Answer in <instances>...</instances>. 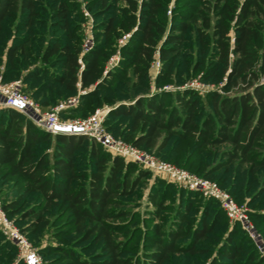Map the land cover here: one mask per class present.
<instances>
[{"label": "trees", "instance_id": "1", "mask_svg": "<svg viewBox=\"0 0 264 264\" xmlns=\"http://www.w3.org/2000/svg\"><path fill=\"white\" fill-rule=\"evenodd\" d=\"M82 3L0 0L2 81L21 77L44 111L79 95L62 117L102 99L108 131L216 181L239 204L249 197L264 235V0H85L94 18L86 52ZM192 78L220 90H160ZM138 164L0 108L2 207L45 264H264L241 222L199 191L178 190L169 203L176 188L158 178L147 216L128 208L151 173ZM9 244L0 243V264Z\"/></svg>", "mask_w": 264, "mask_h": 264}, {"label": "built area", "instance_id": "2", "mask_svg": "<svg viewBox=\"0 0 264 264\" xmlns=\"http://www.w3.org/2000/svg\"><path fill=\"white\" fill-rule=\"evenodd\" d=\"M88 14V12H86ZM89 15V14H88ZM90 16V15H89ZM89 35L83 44L86 52L94 45L93 30L89 27ZM129 34L120 39L123 44ZM119 51L109 62L108 68L114 67L119 61ZM160 61L157 60V71ZM201 87L199 82L192 85ZM22 81L15 80L5 82L0 78V107H11L30 116L35 123L53 134H81L94 138L102 146L112 153L123 157L126 161H132L143 165L146 169L185 189L199 191L204 197L216 199L231 221H240L248 233L257 238L256 230L251 223L248 209L240 205L228 192L216 181L199 176L190 170L180 167L172 162L160 159L156 155L134 146L125 140L116 137L107 130L104 121L110 108H99L93 114L85 118L61 119L60 113L70 107L76 106L78 99L73 98L61 103L54 109L44 111L41 106L28 94L22 91ZM204 86V85H203ZM166 90H175L172 86H164ZM0 230L19 251L21 259L26 264H43L38 250L33 246L27 236L10 219L0 202Z\"/></svg>", "mask_w": 264, "mask_h": 264}, {"label": "rangeland", "instance_id": "3", "mask_svg": "<svg viewBox=\"0 0 264 264\" xmlns=\"http://www.w3.org/2000/svg\"><path fill=\"white\" fill-rule=\"evenodd\" d=\"M82 11H83V13H84V17H85V21H84V23H83V28H84V30H83V33H84V41L87 39V37H88V35H89V27H92V30H93V27H94V18L91 16V12H90V10H88L87 8H86V6H85V0H82ZM86 12H88V14L90 15H88V14H86ZM123 38V37H122ZM121 38V39H122ZM119 42H120V40H119ZM83 44H84V42H83ZM117 53V52H116ZM116 53L115 54H113L111 57H110V59H109V61H108V64H107V66L109 65V62H110V60H111V58L113 57V56H115L116 55ZM159 71H157V60L154 62V64H153V66H152V70H151V75H152V78H155V76H156V74L158 73ZM262 79H264V75H263V77H262ZM11 81H15V80H21L22 81V78L21 77H17V78H12V79H10ZM199 82L201 85V87H197V85L195 84V86L194 85H192L194 82ZM22 89H23V86H24V88L27 86V85H25L24 83H23V81H22ZM204 85V86H203ZM218 85H220V84H218ZM217 84H215V83H213V82H210V83H204V82H202V81H200L198 78H192V79H190L189 81H187L186 83H184L183 85H180V86H176V85H174V84H166V85H164V86H172V87H174V88H176L175 90H166V89H164V86L160 89V90H165V91H169V92H171V91H176V90H178V89H183V88H188V87H190V88H192V89H194V90H196V91H198L201 95H204V94H206V92H209V91H212V90H220L219 88H220V86H218ZM154 89H156V87H155V85H153V87H152V90H154ZM23 92H25L24 90H23ZM231 92V91H230ZM26 93V92H25ZM222 93H224V92H222ZM227 93H229V92H227ZM26 94H28V93H26ZM29 95V94H28ZM30 96V95H29ZM31 97V96H30ZM32 98V97H31ZM73 98H77L78 99V102H77V104L76 105H78V103H79V95H74V96H70L69 98H67V99H65V100H61L60 102H58L56 105H54L51 109H54V108H56L57 106H59L61 103H64V102H68L69 100H71V99H73ZM102 98V97H101ZM33 100L35 101V102H37L34 98H33ZM102 99H99V100H97V101H95V100H90V101H88V103H87V106L83 109V110H78V111H74V112H67L63 117L61 116V113H60V117H61V119H74V118H85L84 117V115H91V114H93L97 109H99V108H110L111 109V106L108 104V103H102L103 101H101ZM38 103V102H37ZM39 104V103H38ZM95 105H97L96 107H94V108H92L93 106H95ZM0 108H4V107H0ZM50 109V110H51ZM68 109V108H67ZM66 110V109H65ZM64 111V110H63ZM118 138H120V137H118ZM122 139V138H121ZM124 140V139H123ZM153 154V153H152ZM155 155V154H154ZM158 157V156H157ZM160 158V157H159ZM160 159H162V158H160ZM164 160V159H163ZM136 163V162H135ZM138 164V163H137ZM141 168H144V169H146L143 165H141V164H138ZM163 179V180H165L166 182H168V183H171V184H173V186L176 188V191L174 192V195L173 196H175V197H173V198H171L170 199V201H169V203L171 202H175L176 200H179L180 198V196H179V192H178V190H182V189H185V188H183V187H181V186H179V185H177V184H175V183H173V182H170L169 180H167V179H165L163 176H160V175H157V174H155L154 172H151L150 173V176L147 178V179H145L144 181H143V184H142V186L138 189V191L136 192V194L135 195H133L132 197H128V198H126L125 200H126V204H127V206H128V208H130V209H132V210H138V211H140L141 213H142V215L145 217V216H147V210H150V209H152V207H151V205H149V200H148V196H149V194H150V192H151V190H152V186L154 185V183L157 181V179ZM223 189H225L224 187H222ZM226 190V189H225ZM228 191V190H227ZM178 198V199H177ZM207 199V198H206ZM248 201H249V197H245L244 198V201L242 202V204H240V205H243V206H245L247 209H248V211H250V210H254V211H256V205H249L248 204ZM0 202L2 203L3 202V199L2 198H0ZM263 208H264V200H263V206H262ZM254 208V209H253ZM198 210V209H197ZM263 211H264V209H262ZM199 212L200 211H196V209L191 213V214H193V217H194V215H196V216H198L199 215ZM171 213H172V211H171ZM195 216V217H196ZM13 220V219H12ZM250 220H251V223L253 224V226H254V228H255V230H256V234H257V238L255 239V238H253L249 233H248V231L243 227V229L250 235V237H251V239L254 241V243L256 244V247L258 248V250H259V252H260V254H261V256H262V258L264 259V235H262L263 233L262 232H260L259 231V229L256 227V222H254L251 218H250ZM14 221V220H13ZM232 224V223H231ZM17 225V224H16ZM17 227L19 228V226L17 225ZM25 234V233H24ZM26 235V234H25ZM28 238V237H27ZM7 240H9L2 232H1V230H0V243L2 242V243H5V242H7ZM30 242L32 243L33 241L30 239ZM210 243H212V247H213V244H214V242L213 241H209ZM46 243V241L45 240H43V241H41V244L42 245H44ZM33 244V246L37 249V250H40V248L39 247H37L36 246V244H34V243H32ZM245 244H247V243H245ZM6 252H8V253H11V255L9 254V255H6L7 253ZM39 252V251H38ZM4 254V258H2V260H5L8 264H10L9 263V261L8 260H10V258L12 257V255L14 256L13 257V263L12 264H22L21 263V257H20V255H19V251H18V247H15L14 245H12V244H9V246L5 249V252L3 253ZM39 254H40V252H39ZM40 256H41V260H42V263L43 264H45V260H44V257L40 254ZM189 262H192V263H196V260H195V258H191V259H189V260H187V263H189Z\"/></svg>", "mask_w": 264, "mask_h": 264}]
</instances>
